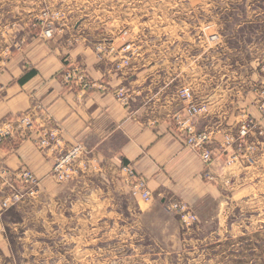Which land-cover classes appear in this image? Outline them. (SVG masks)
<instances>
[{
    "label": "rangeland",
    "instance_id": "rangeland-1",
    "mask_svg": "<svg viewBox=\"0 0 264 264\" xmlns=\"http://www.w3.org/2000/svg\"><path fill=\"white\" fill-rule=\"evenodd\" d=\"M37 19L70 43L118 49L126 70L148 64V100L191 88L208 102L199 126L236 132L249 115L259 127L248 157L225 160L211 181L221 194L182 212L151 206L127 175L108 180L82 155L67 180L34 191L7 176L21 199L4 209L14 188L0 184L10 243L0 264H264V0H0V48L18 50ZM220 109L227 119L210 112Z\"/></svg>",
    "mask_w": 264,
    "mask_h": 264
},
{
    "label": "crops",
    "instance_id": "crops-1",
    "mask_svg": "<svg viewBox=\"0 0 264 264\" xmlns=\"http://www.w3.org/2000/svg\"><path fill=\"white\" fill-rule=\"evenodd\" d=\"M120 56L118 49H94L85 38L75 44L60 36L44 40L36 30L22 49L0 48V121L30 110L35 111L37 121V128L27 137L9 138L0 146V171L14 174L29 169L43 187L55 184L57 158L80 144L82 157L108 180L129 177L127 167L133 170L152 192L145 199L151 206L169 199L192 204L220 195V183L204 176L200 155L177 128L173 113L187 102L179 96L181 89L171 95L155 93L148 100V64L120 71L115 65ZM73 66H79L95 85L85 90L78 83L67 82L63 74ZM126 84L129 93L124 99L117 92ZM210 112L225 119L229 113L227 109ZM199 125L197 122L200 130L211 129V146L216 150L211 171L217 175L226 160L220 145L231 128ZM261 128L264 135V126ZM43 129L54 134L48 146L38 142ZM262 138L258 143L264 145ZM259 148L263 150L257 159L261 172L264 148ZM1 211L0 203V250L9 253Z\"/></svg>",
    "mask_w": 264,
    "mask_h": 264
},
{
    "label": "built area",
    "instance_id": "built-area-1",
    "mask_svg": "<svg viewBox=\"0 0 264 264\" xmlns=\"http://www.w3.org/2000/svg\"><path fill=\"white\" fill-rule=\"evenodd\" d=\"M29 30L30 32L36 30L37 35L44 40H51L56 36V28L54 24L52 22H45L43 19L33 21ZM26 37L27 36L23 37V39L17 43L16 48L18 50L22 49L23 45L27 42ZM103 49L104 47L100 46L99 51H102ZM128 64H130V59L127 55H124L122 61L117 63L116 68L121 71L125 69V66ZM63 78L67 82L80 84V86L85 90L92 88L93 85H95L90 79H88L85 72L81 70L79 66H73L68 69L63 74ZM117 93L121 98L127 99V92L124 87L120 88ZM180 93L188 100L179 110H176L173 113L177 128L179 132L184 134L187 145L193 148L200 155L205 166L204 176L209 181L215 180L216 174L211 171V166L216 159V150L211 146V141L213 139L212 132L209 130L198 129L194 122L197 116L202 113L209 112L208 102L206 100H198L189 87H183ZM38 109L42 111L40 106ZM257 127H259L258 121L253 116L247 115L246 118L239 123L236 132H232L231 130L224 134V140L220 145V149L226 156L225 166H230L239 158L240 154L245 156V158L248 157L247 150L251 147L250 136L256 132L255 129ZM36 128L37 121L34 110L1 120L0 146L3 145L9 138L19 139L27 137L29 133ZM53 137L54 134L52 132L43 129L40 131L38 142L41 146H48ZM83 154L84 149L80 144L62 152L57 158L53 170L56 179L58 181L67 180L72 172L73 162ZM127 169L129 172L128 182L131 183L134 193H140L146 200L150 199L152 197V192L145 188L144 183L140 181L138 175L133 170L128 167ZM0 176L4 178L3 180L0 179V184L2 182H9V184L14 188L12 193L9 194L3 201L2 206L4 209L9 208L21 199L20 191L16 189L14 183H11L9 180L10 178L7 176L15 177V179H17L22 185L27 186L32 191H34V187L36 185L38 186L40 184L38 178L29 169H20L14 174H11L9 171L2 170L0 171ZM188 205L189 204L186 202L175 199H169L165 203V207L168 211L176 212L187 211Z\"/></svg>",
    "mask_w": 264,
    "mask_h": 264
}]
</instances>
